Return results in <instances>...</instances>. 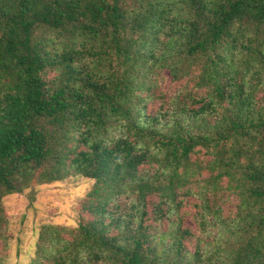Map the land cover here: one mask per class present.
Instances as JSON below:
<instances>
[{
	"label": "trees",
	"instance_id": "1",
	"mask_svg": "<svg viewBox=\"0 0 264 264\" xmlns=\"http://www.w3.org/2000/svg\"><path fill=\"white\" fill-rule=\"evenodd\" d=\"M73 178L30 264H264V0H0V242Z\"/></svg>",
	"mask_w": 264,
	"mask_h": 264
},
{
	"label": "rangeland",
	"instance_id": "2",
	"mask_svg": "<svg viewBox=\"0 0 264 264\" xmlns=\"http://www.w3.org/2000/svg\"><path fill=\"white\" fill-rule=\"evenodd\" d=\"M160 93L174 95L179 93L184 82H173L167 71L157 76ZM158 102L155 110L160 108ZM94 182L73 178L64 183L34 185L24 194L9 196L4 200L7 228L0 242V256L3 264H30L35 257L42 229L53 226L76 229L80 216V204L91 191ZM235 202L227 205L231 214ZM232 211V212H231ZM189 226L198 234L197 225L189 219Z\"/></svg>",
	"mask_w": 264,
	"mask_h": 264
}]
</instances>
